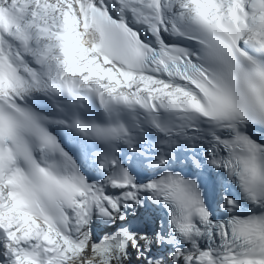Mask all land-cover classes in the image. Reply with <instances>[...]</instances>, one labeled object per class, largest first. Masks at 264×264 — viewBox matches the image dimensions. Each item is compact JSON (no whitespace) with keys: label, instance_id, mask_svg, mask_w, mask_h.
Masks as SVG:
<instances>
[{"label":"snow or ice","instance_id":"1","mask_svg":"<svg viewBox=\"0 0 264 264\" xmlns=\"http://www.w3.org/2000/svg\"><path fill=\"white\" fill-rule=\"evenodd\" d=\"M0 264H264V0H0Z\"/></svg>","mask_w":264,"mask_h":264}]
</instances>
